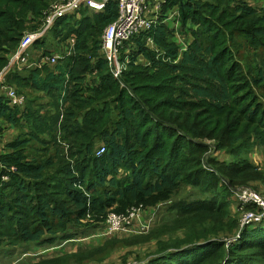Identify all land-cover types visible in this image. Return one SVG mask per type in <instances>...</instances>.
Wrapping results in <instances>:
<instances>
[{
    "label": "trees",
    "instance_id": "obj_1",
    "mask_svg": "<svg viewBox=\"0 0 264 264\" xmlns=\"http://www.w3.org/2000/svg\"><path fill=\"white\" fill-rule=\"evenodd\" d=\"M159 1L157 22L120 46L118 77L101 50L116 0L56 21L29 59L73 37L69 56L5 73L25 103L1 95L0 121L25 129L0 143V254L170 203L152 234L110 243L155 241L147 264H264L259 223L226 243L257 209L235 191L264 197V0ZM47 2L0 0V71ZM173 11L177 28L164 22Z\"/></svg>",
    "mask_w": 264,
    "mask_h": 264
},
{
    "label": "built area",
    "instance_id": "obj_2",
    "mask_svg": "<svg viewBox=\"0 0 264 264\" xmlns=\"http://www.w3.org/2000/svg\"><path fill=\"white\" fill-rule=\"evenodd\" d=\"M117 15L115 19L107 24L101 34V50L106 59L112 66V72L115 77L119 76L120 65L118 62V51L125 40H128L133 35L141 30L149 29L154 23L157 14L150 12V7L155 5L159 9V0H116ZM109 0H56L52 2L46 11H43L41 18V26L31 32L24 34L17 45L16 50L10 57L7 65L0 71V96L3 95L8 100L10 106L21 107L25 103L24 94H20L17 90L9 85L5 79V73L11 66L22 70L29 67H42L43 65H53L60 58L58 55L40 54L35 60H30L29 48L36 41L42 38L46 32L52 28L56 21L61 18L78 13L80 9H88L91 12H101L105 9ZM150 13L152 16H150ZM155 15V16H153ZM74 38L68 40L67 56L72 53L74 47ZM103 147L97 151V155L103 152ZM2 180H7V176H2ZM237 199L242 205L254 204L256 211L245 210L242 213L240 220V229L235 234V237L228 239V244L231 240L240 237L241 230L250 224H261L264 222V197L258 194L255 190L249 187H241L235 191ZM139 209H131L126 215H117L110 213L105 219V230L96 234V236H110L116 231L123 228L131 227L133 220L141 214ZM144 228L142 225H139ZM129 264V263H127Z\"/></svg>",
    "mask_w": 264,
    "mask_h": 264
},
{
    "label": "rangeland",
    "instance_id": "obj_3",
    "mask_svg": "<svg viewBox=\"0 0 264 264\" xmlns=\"http://www.w3.org/2000/svg\"><path fill=\"white\" fill-rule=\"evenodd\" d=\"M47 1V6L43 11H46L49 5L56 0ZM154 10H156V7L155 5H152L150 7V12H154ZM174 15L175 14L171 12L164 22L168 25H174V28H177L176 23L173 22ZM150 16H152L151 13ZM158 17L159 16L156 17L155 21L158 20ZM27 32H31V30L26 28L23 35ZM47 34L46 36H48ZM175 40H178V42L179 40L183 41L180 35H175ZM148 44H151V42L148 41ZM131 47H133V45H130L128 48V53L130 52ZM68 48L69 47H67L66 41V44L63 45L61 50H54L53 48H50L48 52L56 54L62 58V56H67ZM29 52V55L33 56L34 54L39 53L40 50H35L31 45ZM12 54L13 52L9 55V59ZM137 60L141 61V58L138 57ZM6 74L5 79L9 82L8 76L6 78ZM11 86L17 89L14 84ZM23 90L27 91L25 88H23ZM22 124L19 125L21 127H18L15 125L5 124L0 121V134H2L0 137V143L2 142L3 145L6 140H10L17 135L19 130L21 131L22 129H25ZM184 193L185 191L182 192V196H185ZM159 205L160 206L157 208L155 207L142 211L138 218H136V222H134L131 227H126L120 230V232H122L121 236H123V238H128L133 235L152 234L162 220L161 217L164 210L170 205V203ZM139 225H142L144 228H141ZM259 225L264 227V222ZM101 227H103V223L98 227L89 226L71 229L67 235L63 238L60 237L56 239L51 245H45L43 242L24 243L22 245H18L15 248H11L12 251L6 250L0 254V264H36L40 255H44L45 257L52 255L54 258H63L61 259L60 264H137V262L147 264L148 260L152 259L155 255L153 253L157 252L155 251V241L129 246H125L121 242L110 243L109 238L114 235L109 237L96 236V234L101 232ZM251 228H253V224L249 225V229ZM35 259L38 260L35 262Z\"/></svg>",
    "mask_w": 264,
    "mask_h": 264
},
{
    "label": "crops",
    "instance_id": "obj_4",
    "mask_svg": "<svg viewBox=\"0 0 264 264\" xmlns=\"http://www.w3.org/2000/svg\"><path fill=\"white\" fill-rule=\"evenodd\" d=\"M157 12H158V9L156 8V10H154V12L153 13H156L157 14ZM173 13L175 14V12L173 11ZM169 16V15H168ZM167 19V18H166ZM34 58L36 59L37 58V56H34ZM35 59H33V60H35ZM9 129H11V128H9ZM12 130V129H11ZM8 137V136H7Z\"/></svg>",
    "mask_w": 264,
    "mask_h": 264
}]
</instances>
